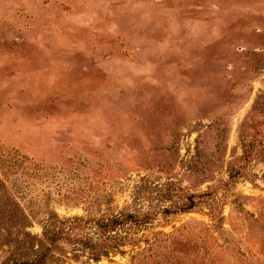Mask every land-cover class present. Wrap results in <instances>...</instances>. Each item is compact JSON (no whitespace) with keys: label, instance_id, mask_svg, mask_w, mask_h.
<instances>
[{"label":"rangeland","instance_id":"obj_1","mask_svg":"<svg viewBox=\"0 0 264 264\" xmlns=\"http://www.w3.org/2000/svg\"><path fill=\"white\" fill-rule=\"evenodd\" d=\"M0 264H264V0H0Z\"/></svg>","mask_w":264,"mask_h":264},{"label":"trees","instance_id":"obj_2","mask_svg":"<svg viewBox=\"0 0 264 264\" xmlns=\"http://www.w3.org/2000/svg\"><path fill=\"white\" fill-rule=\"evenodd\" d=\"M188 209H192V208H188Z\"/></svg>","mask_w":264,"mask_h":264}]
</instances>
